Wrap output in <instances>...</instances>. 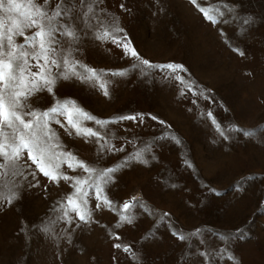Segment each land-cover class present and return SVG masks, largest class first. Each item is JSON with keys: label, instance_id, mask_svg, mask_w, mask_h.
Returning a JSON list of instances; mask_svg holds the SVG:
<instances>
[{"label": "rangeland", "instance_id": "1", "mask_svg": "<svg viewBox=\"0 0 264 264\" xmlns=\"http://www.w3.org/2000/svg\"><path fill=\"white\" fill-rule=\"evenodd\" d=\"M121 3L130 11H121ZM198 3L209 12L214 6L223 10L224 4L232 5L237 18L229 16L227 24L212 25L188 0H106V7L119 18L143 58L183 64L188 71L182 75L209 90L208 99L192 93L180 96L178 82L164 80L155 69L142 74L111 43L88 40L79 57L84 63L97 70L123 68L127 76L108 77L109 97L74 80H61L55 89L58 98H72L101 119L143 112L166 122L146 119L139 126L128 121L111 126L117 137H137L138 148L151 146L148 165L121 168L126 153L110 155L101 164L118 169L115 182L105 189L117 211L125 200L139 197L140 203L126 213L133 223L115 228L118 216L105 208L94 213L96 223L72 232L69 243L66 225L57 222L53 212L56 201L71 191L68 185L61 181L47 190L25 187L19 201L0 208V264H189L201 240L212 264H264V0ZM248 17L252 22L244 25ZM30 103L44 109L52 97L42 91ZM208 112L228 139L220 136ZM54 127L79 158L96 160L94 145ZM166 136L178 137L181 143ZM120 142L113 141L117 147ZM185 161L193 167H186ZM39 179L48 185L46 178ZM89 206L94 207V201ZM165 212L170 215L161 220ZM45 225L48 234L34 227ZM195 229H200V236L186 242L171 235L173 230L189 234ZM109 230L118 232L121 240L111 239ZM114 242L131 245L136 258L112 248Z\"/></svg>", "mask_w": 264, "mask_h": 264}, {"label": "snow or ice", "instance_id": "2", "mask_svg": "<svg viewBox=\"0 0 264 264\" xmlns=\"http://www.w3.org/2000/svg\"><path fill=\"white\" fill-rule=\"evenodd\" d=\"M188 3L212 25L227 24L229 19L226 17L229 16L237 18L235 7L229 4H224L223 10L214 6L209 12L201 7L198 0H188ZM119 7L121 11H130L125 3ZM251 22V17L243 21L244 25ZM221 35L224 33L221 32ZM85 40L93 44L111 43L121 50L122 58L130 61V67L139 69L142 74L158 70L164 80H173L182 86L180 96L192 93L209 98V90H201L196 81L182 75L188 71L183 64L153 63L143 58L119 18L106 7V0H0V208L10 207L19 201L25 187L47 190L49 185L59 186L63 181L71 191L56 201L53 212L57 213L56 221L66 225L64 231L68 234L69 243L72 232L85 224L96 223L94 213L105 208L118 216L115 228L133 223L126 213L140 203L139 197L125 200L117 211L105 189L115 182L118 169L114 166L102 167L101 164L110 155L126 153L121 168L133 163L148 165L151 146L138 148L137 137H117L111 126L123 125L125 121L139 126L146 119L161 125L166 123L156 115L143 112L101 119L84 110L76 100L57 97L55 89L61 80H74L109 97L112 81L108 77L127 76V70L123 68L97 70L84 63L79 57L86 50ZM232 50L244 55L238 48ZM42 91L51 95L52 104L44 109L33 107L31 97ZM207 115L220 136L228 139L213 114L208 112ZM86 122H92L93 126H88ZM54 125L63 128L69 137H78L84 143L94 145L96 160L86 162L68 149ZM124 130L128 131L127 128ZM244 135L249 136L250 133L244 132ZM166 138L181 143L178 137ZM117 139L121 141L119 147L113 143ZM127 146H131L132 151L128 152ZM185 166L193 167L189 161H185ZM41 176L47 179L48 185H42ZM215 195L220 193L215 192ZM90 201H94V207L89 206ZM169 215L163 213L161 220ZM34 227L39 233L48 234L50 231L47 225ZM108 235L114 241L121 240L118 232L109 230ZM171 235L186 242L191 237L200 236V229L189 234L173 230ZM217 235L224 237L223 233ZM111 246L126 254L132 253V258H136L131 245L114 242ZM194 259L212 264L213 257L207 249H203V240L201 247L190 254L189 264ZM228 259L234 260V257L229 256Z\"/></svg>", "mask_w": 264, "mask_h": 264}]
</instances>
